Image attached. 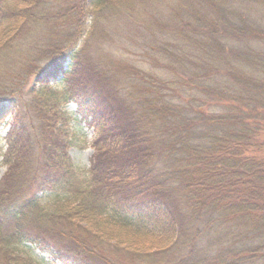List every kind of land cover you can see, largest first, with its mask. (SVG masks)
Masks as SVG:
<instances>
[{"label": "trees", "instance_id": "16d2710c", "mask_svg": "<svg viewBox=\"0 0 264 264\" xmlns=\"http://www.w3.org/2000/svg\"><path fill=\"white\" fill-rule=\"evenodd\" d=\"M263 23L264 0L0 1V75L36 84L0 82V264H36L11 241L58 264L263 259ZM59 76L74 92L46 95ZM70 101L98 127L86 178Z\"/></svg>", "mask_w": 264, "mask_h": 264}, {"label": "rangeland", "instance_id": "374dc122", "mask_svg": "<svg viewBox=\"0 0 264 264\" xmlns=\"http://www.w3.org/2000/svg\"><path fill=\"white\" fill-rule=\"evenodd\" d=\"M2 2L7 1L9 3H18L21 0H0ZM263 17V13L259 14V18ZM264 24V23H263ZM109 45V44H108ZM106 47V44L104 45ZM103 47V46H101ZM103 47V49L105 48ZM121 47H115V49H120ZM105 50H108L105 48ZM102 53V52H101ZM108 51H106V54ZM128 57V56H126ZM16 58H13L11 60H8L9 64H13V62H16ZM4 64V63H3ZM1 65L4 69H2L1 75H0V82L4 83L7 82L8 84H11L13 87L16 88L17 91L22 90L23 97L24 99L26 98L27 100L30 98L28 94L26 93L29 88L31 89L32 87L34 88L36 84H32V82L29 85H24L23 80H24V73L21 72V69H18L17 71L15 70V67L11 70H8L5 66ZM63 76H59L58 78H55L51 80L49 89L46 91V95H51L54 93H61L67 91V87L69 88V92L73 93L75 89L74 86H70L69 82L63 81ZM73 89V90H72ZM66 92L67 94L69 92ZM64 111H67L68 113L72 114L74 117L73 120L71 121V125L74 126V130L76 131L77 138H76V144L70 149L69 154L71 157V160L74 164L75 169H77V172L79 173L80 177L86 178L88 175L86 172L90 167L91 164V158L94 154V149L92 147L93 141L95 137L97 136L98 133V127L94 125H90L89 121L91 119L85 120L83 114L80 112L77 104L75 102H68L67 104L64 105L63 107ZM15 117H18L17 112L12 113L11 115L7 116L5 120L0 123V179L3 177L7 165L3 163V157L8 151L10 143L14 141L16 138V134L14 133V128L16 122H15ZM56 193H50V192H45L41 193L38 192L37 197L40 199V205H42L44 208H51L53 206L58 205L64 197L62 194L61 197L57 198ZM61 198V199H60ZM63 201V200H62ZM6 230L4 231V233ZM3 233V234H4ZM2 232H0V235ZM145 241L149 242V239H144ZM13 241L9 244L8 248L10 250H15L19 254L26 256V257H31L34 259L36 264H58L55 259L50 256L48 253L45 251L39 249L37 246L34 244L28 243V242H23L20 245L13 246L12 244ZM118 260L121 262H124V259L122 256H118ZM252 263H247V264H264V258H251ZM187 264H191L189 261Z\"/></svg>", "mask_w": 264, "mask_h": 264}]
</instances>
